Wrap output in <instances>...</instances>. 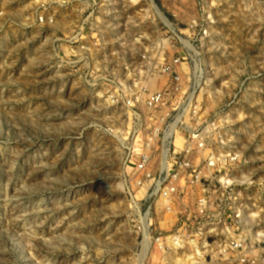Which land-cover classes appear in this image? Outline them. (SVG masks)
<instances>
[{
	"label": "rangeland",
	"instance_id": "rangeland-1",
	"mask_svg": "<svg viewBox=\"0 0 264 264\" xmlns=\"http://www.w3.org/2000/svg\"><path fill=\"white\" fill-rule=\"evenodd\" d=\"M95 1L126 4L0 0V264H264V0H152L159 14L134 16L159 23L152 44L220 122L197 186L160 187L136 186L145 138L74 43ZM168 190L180 210L162 211ZM180 229L178 249L158 245Z\"/></svg>",
	"mask_w": 264,
	"mask_h": 264
},
{
	"label": "built area",
	"instance_id": "built-area-1",
	"mask_svg": "<svg viewBox=\"0 0 264 264\" xmlns=\"http://www.w3.org/2000/svg\"><path fill=\"white\" fill-rule=\"evenodd\" d=\"M124 1L126 4L110 1L100 6L95 1L83 10L86 17L74 43H82V49L91 59H100L99 68L92 72L96 78L89 85L98 87L106 102L124 110L128 125L137 128L145 138L142 162L133 168L137 173L136 186L160 187L166 182L177 186L182 179L186 180L187 186H197L196 178L207 173L208 166L213 168L215 165L210 163L205 165L206 170H198L196 166L201 163L194 159L209 157L210 144L221 142L220 122L198 117L195 92L191 93L183 73L177 71L181 59L169 57L165 47L152 44L161 36L158 34L159 23L153 19L148 21L149 27L157 31L149 34L145 32L146 20L134 19L138 15L159 14L154 2ZM127 15L131 16L126 18ZM39 21L45 23L47 20L40 16ZM166 26L168 33L171 27ZM136 44L144 49H136ZM214 154L222 157L218 152ZM166 192L160 193L162 211L172 212L174 207L180 210L182 204L179 201L176 205H168L174 193ZM183 235L180 229L173 235L160 237L157 243L176 250L177 241H181Z\"/></svg>",
	"mask_w": 264,
	"mask_h": 264
}]
</instances>
